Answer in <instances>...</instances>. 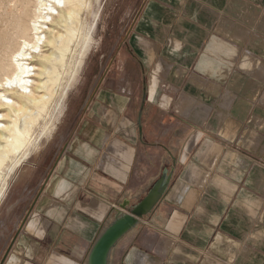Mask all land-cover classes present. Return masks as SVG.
<instances>
[{"label":"crops","instance_id":"crops-1","mask_svg":"<svg viewBox=\"0 0 264 264\" xmlns=\"http://www.w3.org/2000/svg\"><path fill=\"white\" fill-rule=\"evenodd\" d=\"M131 15L58 163L57 198L4 264H87L165 172L110 264H264V0H146Z\"/></svg>","mask_w":264,"mask_h":264},{"label":"rangeland","instance_id":"rangeland-1","mask_svg":"<svg viewBox=\"0 0 264 264\" xmlns=\"http://www.w3.org/2000/svg\"><path fill=\"white\" fill-rule=\"evenodd\" d=\"M19 1L0 0V33L4 36L0 46L7 50L16 48L20 42L14 25L15 5ZM28 1L33 12L34 1ZM145 1L84 0L80 21L87 30L83 29L85 34H90V40L84 43L82 39L83 45L78 40L72 42L73 50L65 61L67 71L62 90L47 114L33 126L34 146L15 161L14 158L8 160L0 174V264H4L11 250L26 244L31 232L28 223L41 202L57 198L62 179V175L57 174L58 163L69 156V150H74L75 140H81L75 134L85 117L83 105L99 89L107 66L114 65L118 42L121 43L130 30L131 14ZM93 88L94 93L90 95Z\"/></svg>","mask_w":264,"mask_h":264},{"label":"bare ground","instance_id":"bare-ground-1","mask_svg":"<svg viewBox=\"0 0 264 264\" xmlns=\"http://www.w3.org/2000/svg\"><path fill=\"white\" fill-rule=\"evenodd\" d=\"M33 1V12L28 0L15 5L19 46H0V174L8 160L34 146L33 126L62 90L72 42L90 40L80 21L84 0Z\"/></svg>","mask_w":264,"mask_h":264},{"label":"water","instance_id":"water-1","mask_svg":"<svg viewBox=\"0 0 264 264\" xmlns=\"http://www.w3.org/2000/svg\"><path fill=\"white\" fill-rule=\"evenodd\" d=\"M171 176L166 172L154 184L148 194L128 212L117 210L113 221L102 231L92 245L87 258V264H110V255L117 243L132 229L141 218L151 213L163 197L169 185ZM128 202L121 205L126 208Z\"/></svg>","mask_w":264,"mask_h":264}]
</instances>
